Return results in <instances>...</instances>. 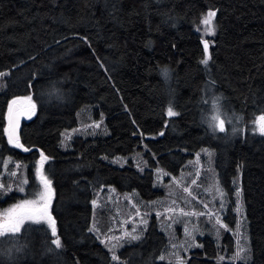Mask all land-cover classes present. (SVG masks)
Returning <instances> with one entry per match:
<instances>
[{"label": "trees", "instance_id": "1", "mask_svg": "<svg viewBox=\"0 0 264 264\" xmlns=\"http://www.w3.org/2000/svg\"><path fill=\"white\" fill-rule=\"evenodd\" d=\"M208 10L217 15L207 56L195 27ZM0 73V216L48 201L41 168L53 191L49 215L0 232V264H113L101 239L116 207L115 221L128 216L133 227L131 201L153 212L138 238L128 235L114 249L117 264H172L161 258L169 238L154 213L165 206L156 202L165 194L155 186L158 167L173 193L183 188L176 180L210 168L221 186L241 185L246 258L219 261V245L207 236L180 264H264V134L255 124L264 116V0H0ZM22 98L35 113L15 147L6 128L11 103ZM103 115L106 127L64 142L65 130ZM105 156L138 162L118 166ZM111 186L116 207L106 196ZM221 215L236 221L232 207ZM219 229L236 247L234 235Z\"/></svg>", "mask_w": 264, "mask_h": 264}, {"label": "rangeland", "instance_id": "2", "mask_svg": "<svg viewBox=\"0 0 264 264\" xmlns=\"http://www.w3.org/2000/svg\"><path fill=\"white\" fill-rule=\"evenodd\" d=\"M210 12H214L215 15L208 17ZM216 15V10H208L202 16L199 24L195 27V29L208 41V48L206 50L207 56L209 55V41L212 40L213 36L216 34ZM205 18L209 19L208 24L204 23ZM14 101H16V103L20 102L21 106H23L24 102H29L23 100V98ZM29 103L32 104L31 102ZM14 104L15 103L13 102L11 103L10 109ZM88 116L94 119L92 113H89ZM214 116L219 117V120L215 121L217 128L220 129L219 121H223V130H226L227 124L224 118L218 113H215ZM88 127L95 129L106 127L105 116L103 115L102 118L93 120L92 124H84L80 120L77 127L65 130L63 133L64 142L71 139L72 135L75 133H80L82 131L87 133L86 129ZM104 158L118 166L130 164V160H133L136 163L138 162V158L135 156H105ZM195 161L196 165L201 164L200 156H198V154L196 155ZM156 170L157 177L155 186L162 188L165 191V194L160 196L156 202L160 200L165 206L160 210H156L154 213L157 214V216L162 217L160 228L169 238V249L161 258L172 264H180L186 261L191 250L197 247L202 248L204 246L203 239L208 236L215 239L219 245V261L225 260L236 263L244 260L248 254V233L246 231L248 223L240 183L237 182V180H234L232 187L230 188L221 186L216 179H212V175L210 174L212 169L210 168L209 173L203 174L201 171L197 170L193 174L189 173L185 178L180 180H176V178L172 176V181L176 180L175 183L177 185H179L180 182L183 185V188L181 187L173 193L172 187L167 186L170 182V180L166 178L168 176L167 172L162 167H158ZM203 175L205 177L208 176L207 178L210 179V181L205 182L204 185L201 184ZM109 188L110 193L105 195L108 197L109 201L115 203L116 207L120 205L118 203L120 198L117 193H115V187L111 186ZM131 203L133 206L130 207L129 212L131 210L137 211L135 215L136 218H132L131 220L133 227L128 226V216L126 217V221L122 224L115 221V218H119L121 215L120 210L116 207L111 220L112 231L101 239V242L111 251L113 264L121 263L123 261L114 249L122 244L123 239L130 238L128 235H131V237H137L138 235H136V233L139 226L146 225L145 216L152 214L153 212L151 210H140L139 208H135V206H139V204L133 203V201H131ZM93 204L95 208L99 205L95 200ZM230 207L233 208L236 214V221L233 224L226 223L225 221L223 222L221 219L222 210H227ZM13 209L6 215L9 216ZM5 216H0V221L3 220ZM220 227L229 230L234 235L236 247L220 238ZM93 231L100 236L98 228L94 225Z\"/></svg>", "mask_w": 264, "mask_h": 264}, {"label": "snow or ice", "instance_id": "3", "mask_svg": "<svg viewBox=\"0 0 264 264\" xmlns=\"http://www.w3.org/2000/svg\"><path fill=\"white\" fill-rule=\"evenodd\" d=\"M214 15H215L214 12H210L208 14V17L214 16ZM204 23L208 24L209 19L205 18ZM204 48H205V50H207V48H208V41L207 40L204 41ZM207 62H208L207 59H205L203 61V63H205V64H207ZM0 75H2V74H0ZM29 100H30V98H29ZM13 103H16V101H13ZM32 107L34 108L35 105H32ZM175 114L176 113H174L171 108L168 109V115L169 116H172ZM212 119L214 121H217V120H219V117L214 116V117H212ZM255 124H256L257 129L261 132V134H264V116H260L259 118H257V120L255 121ZM219 125H220V129L223 130V121H219ZM9 142L13 143L15 147H22V145H20L18 142V136L16 135L15 125L11 120V115H10V127H9ZM24 150L27 151L28 149H24ZM44 159L46 160L47 157H44ZM40 180H41V183L44 185V188L46 189L47 198L50 199V191H51L50 190V181L43 174L42 171L40 173ZM23 182L24 181H21V184ZM18 190L23 191V188L20 187ZM40 198H41V200H44L45 199V193H41ZM32 203H34V202H32V201L26 202V204H32ZM18 207H24V206H18ZM44 215H46V205H45V210L43 212L37 213L34 211H27V212H23V213H17L13 216H7L6 215L3 222H0V232H11V233L19 232L20 228H21V226L24 223L26 218L33 219V218H36L37 216H44ZM49 222L51 223L50 218H49ZM52 232H53V234H55L54 226L52 227ZM133 238H138V237H133ZM56 243L59 246V240L58 239H57ZM114 259H115V257H114Z\"/></svg>", "mask_w": 264, "mask_h": 264}, {"label": "water", "instance_id": "4", "mask_svg": "<svg viewBox=\"0 0 264 264\" xmlns=\"http://www.w3.org/2000/svg\"><path fill=\"white\" fill-rule=\"evenodd\" d=\"M22 104V103H21ZM32 105L34 104H30L28 103H23V106L20 105V102L15 103L12 108L9 111V118H8V124H7V133L9 134V127H10V115H11V120L15 125V129H16V135L18 136V142L20 139V130L22 127L23 122L28 119L29 117L32 116V114L35 112V107L33 108ZM24 149H28L27 151H25ZM34 148H23V150L25 152H29L30 150H32ZM43 159V158H42ZM43 169H40V172ZM52 197H53V191H50V199H48V201L39 206V207H28V206H24V207H15L13 209V211L10 213L9 216H13L17 213H23V212H27V211H34V212H43L45 210V205H46V214L49 213L50 214V210H51V201H52ZM47 214V215H49ZM4 220V218H3ZM3 220H1L0 222H3Z\"/></svg>", "mask_w": 264, "mask_h": 264}]
</instances>
